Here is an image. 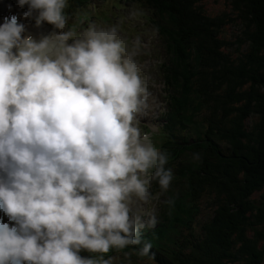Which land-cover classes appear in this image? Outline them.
Segmentation results:
<instances>
[{"label":"clouds","instance_id":"9594fccd","mask_svg":"<svg viewBox=\"0 0 264 264\" xmlns=\"http://www.w3.org/2000/svg\"><path fill=\"white\" fill-rule=\"evenodd\" d=\"M25 4V19L36 11L37 26L59 31L24 36L17 15L0 25V212L14 222L0 217V264H114L113 250L131 264L124 250L138 245L149 257L141 230L155 227L150 202L174 179L168 151L141 128L149 45L123 21L70 27L68 0Z\"/></svg>","mask_w":264,"mask_h":264},{"label":"trees","instance_id":"16d2710c","mask_svg":"<svg viewBox=\"0 0 264 264\" xmlns=\"http://www.w3.org/2000/svg\"><path fill=\"white\" fill-rule=\"evenodd\" d=\"M132 1L152 4L166 22L171 102L184 125L199 122L195 137L167 146L185 185L161 197L174 201L166 220L176 240L146 259L264 264V0H219L216 13L202 0ZM228 25L237 28L230 38Z\"/></svg>","mask_w":264,"mask_h":264},{"label":"rangeland","instance_id":"374dc122","mask_svg":"<svg viewBox=\"0 0 264 264\" xmlns=\"http://www.w3.org/2000/svg\"><path fill=\"white\" fill-rule=\"evenodd\" d=\"M124 2L128 3L127 4L128 8L126 9L125 12L131 18L130 22H128L127 24L130 25L131 27H133L135 25H138V26L142 25V23L145 22V15L143 14V9L139 5H136L134 3L133 4L130 3L129 0H125ZM113 3L116 4L117 6H119V9L121 8L120 3L117 0H114ZM202 3H203V8H207V10L210 11L211 13L219 12L225 8L223 3L220 2L219 0H202ZM37 15H38V13H37ZM118 20L123 21L122 19H118ZM155 22L161 31H162V27H166V22L160 16H159V18H156ZM43 24H45V22ZM147 25H148L149 29H156V26L154 24V20L150 23H147ZM69 26L71 27V23H69ZM236 30H237L236 26L228 25L223 29V33L225 34V36L227 38H230L231 35L236 32ZM163 35L166 38V35L164 33H163ZM153 54L156 56L157 62L163 61L166 57L165 52H164L162 47H158L157 49H155ZM235 55H236V53L233 54V57H235ZM164 69L167 72L169 70V67L167 66ZM154 76H157V78H158L157 84H155L154 92H155L156 96L159 99H161V91H160L161 85L159 84L160 73L157 69L156 70L154 69ZM164 105L165 104L163 103V106ZM187 115H188L187 113L183 114V116H187ZM181 117H182V114L179 112H176L175 119L178 121L179 126L181 127L180 128V134L184 138V140H190L193 137H195L197 131L199 130V125H198L199 122H198V120L191 118L188 120V125H184V123L181 120ZM171 118L172 117L170 115L162 112L160 114H156V115H152V116L143 118L141 123L155 124V125L162 126L163 120L170 121ZM162 149L166 150L165 148H162ZM179 163H181V160H175L174 161L172 159H169V163H168L167 167L174 168ZM184 187H185L184 183H179V182L173 180L168 191L169 190H176L178 192L180 190H183ZM177 201H180V200L177 198ZM203 211L205 212L206 215L208 214V212H206V210H203ZM168 215H169V213H168ZM170 230H171V228L169 229V232H168L167 236H165V237H153L151 235H147V236H143L142 239L144 241L150 242L152 244V248L157 246V245H164V244L167 245V241L174 243V241L176 240V234ZM129 252L132 253V255L130 257L131 264H154L151 261L147 260L146 257L141 258V257L137 256L134 252H132L130 250H129ZM162 256H165V255L163 254ZM116 258L118 259L120 264H128V262L126 260H124L123 254H118Z\"/></svg>","mask_w":264,"mask_h":264},{"label":"bare ground","instance_id":"6f19581e","mask_svg":"<svg viewBox=\"0 0 264 264\" xmlns=\"http://www.w3.org/2000/svg\"><path fill=\"white\" fill-rule=\"evenodd\" d=\"M41 25H45V24L42 23ZM168 122H169L168 120H163V125H165V124L168 123ZM163 125H162V126H163Z\"/></svg>","mask_w":264,"mask_h":264}]
</instances>
